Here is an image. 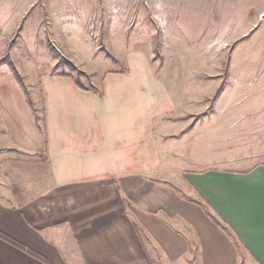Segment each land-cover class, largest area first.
I'll return each mask as SVG.
<instances>
[{
	"label": "crops",
	"instance_id": "0c3cea01",
	"mask_svg": "<svg viewBox=\"0 0 264 264\" xmlns=\"http://www.w3.org/2000/svg\"><path fill=\"white\" fill-rule=\"evenodd\" d=\"M179 1L144 0L141 11L157 26L186 12L236 31L209 48L264 27V0H185L189 9L175 8ZM103 2L139 11L136 0ZM150 53L131 51L126 68L108 70L103 97L42 76L46 146L22 89L0 91V231L50 264H264V149L249 168L184 174V184L178 170L165 185L164 168L147 162L164 157L150 151L149 129L165 110ZM229 69L228 78L247 73ZM225 107L215 110L226 112L225 127L241 125L247 109ZM0 264L46 263L0 237Z\"/></svg>",
	"mask_w": 264,
	"mask_h": 264
},
{
	"label": "rangeland",
	"instance_id": "374dc122",
	"mask_svg": "<svg viewBox=\"0 0 264 264\" xmlns=\"http://www.w3.org/2000/svg\"><path fill=\"white\" fill-rule=\"evenodd\" d=\"M136 1L138 13L133 7L123 12L103 0H0V91L18 87L25 93L15 68L41 117L42 76L66 72L100 90L108 70L126 68L128 53L152 51L149 66L164 88L161 104L165 110L149 129L150 151L158 150L164 157L147 162L151 168H164L165 185L174 184L172 173L178 170L184 184V174L244 169L258 163L256 152L264 149V126L250 128L249 123L264 124V27L257 29L256 37L249 32L224 47L209 48L212 40L222 44L236 31L186 12L157 26L141 11L144 0ZM177 3L175 8L189 9L185 0ZM230 64L237 68L235 72L247 73L228 78ZM133 69L139 70L140 64L134 63ZM232 105L247 110L242 112L241 125L230 130L224 124L226 112L215 110ZM236 115L231 112L229 118ZM181 190L183 194L185 188Z\"/></svg>",
	"mask_w": 264,
	"mask_h": 264
},
{
	"label": "trees",
	"instance_id": "16d2710c",
	"mask_svg": "<svg viewBox=\"0 0 264 264\" xmlns=\"http://www.w3.org/2000/svg\"><path fill=\"white\" fill-rule=\"evenodd\" d=\"M66 61L71 67H73L75 69H78V66L76 64H74L73 61L68 60V59H66ZM79 71H80L81 74H85L86 73V72L82 71L81 69H79ZM14 74H15L16 79L21 83V85L24 88V92L26 94L27 103L29 104V106L32 109V112L34 113L35 120H36V122H37V124H38V126L40 128V131H41L42 137H43V142H44V144L46 146L47 145V133H46V127H45L46 118L44 116L45 108L42 107L41 111L43 113V116L40 117L38 115V109L36 108L35 103L33 102V100L30 97L29 90L27 89L26 83L24 82V78L19 74V72L15 68H14ZM59 76L70 78L75 83V85L77 87H79L80 89H82V90H84L86 92H92L94 94H97L100 97L104 96L103 87L100 90H96L94 88L88 87L79 78L74 77L70 73L63 72V73H60ZM42 103H44L43 99H42ZM207 213H208V215H210V217L213 219V221L216 224L221 226V228L224 229V231H226V233H228L230 236H233L226 222L220 221L219 219L214 217V215L211 214L209 210L207 211ZM0 237L2 239H4V240L14 244L15 246H18V247H20V248H22L24 250H27L31 255H33V256L37 257L38 259L42 260L44 263L50 264L49 260L46 257L42 256L41 254L33 251L32 249H30L28 247H26L25 245H23L22 243L18 242L16 239L8 236L7 234L3 233L2 231H0Z\"/></svg>",
	"mask_w": 264,
	"mask_h": 264
}]
</instances>
